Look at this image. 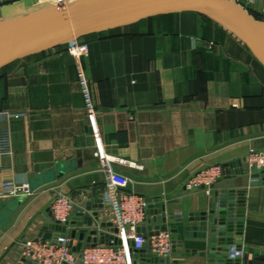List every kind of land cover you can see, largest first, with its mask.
<instances>
[{
  "label": "crops",
  "instance_id": "1",
  "mask_svg": "<svg viewBox=\"0 0 264 264\" xmlns=\"http://www.w3.org/2000/svg\"><path fill=\"white\" fill-rule=\"evenodd\" d=\"M20 1L0 0V20L6 7L17 14L41 3ZM240 2L259 12L263 0ZM85 41V56L63 45L0 70V130L8 131L11 149L0 155V189L6 179L30 187L28 194L0 199V264L22 262L24 242L41 238L61 196L75 208L98 193L106 205L94 211L112 222L81 73L105 151L131 179L124 191L175 213L214 208L218 189L246 193L243 231L235 235L240 263L264 264V184H251L247 164L251 151L264 150V66L237 37L195 13L146 19ZM227 163L245 174L232 180L223 174L210 193L187 188L199 171ZM152 219L147 215L142 225ZM178 239L184 245L172 247L169 264H207L200 252L208 241L184 239L182 227Z\"/></svg>",
  "mask_w": 264,
  "mask_h": 264
},
{
  "label": "water",
  "instance_id": "2",
  "mask_svg": "<svg viewBox=\"0 0 264 264\" xmlns=\"http://www.w3.org/2000/svg\"><path fill=\"white\" fill-rule=\"evenodd\" d=\"M10 8L1 10L0 70L16 61L71 44L89 35L180 13H195L213 20L246 45L264 66V21L257 19L236 0H70L61 5L30 8L25 15L18 16H14ZM223 168L224 179L232 180L245 174L242 166L236 172L231 171L229 163L224 164ZM63 173L60 171L59 175ZM250 175L252 185L264 184V169ZM214 195V208L208 211L175 213L168 212L163 202L152 204L147 214L157 224L153 225L150 221V226L141 225L137 232L146 240L151 235L170 232L175 251L184 245L183 240L178 239L182 227L184 239L208 241L209 247L200 252L201 256L207 257V264H241V256L232 257V254L242 249L241 239L235 235L240 236L243 231L246 193L229 186L216 190ZM105 205L97 193L95 201L76 206L65 223L51 213L49 216L52 221L44 223L39 237L54 242L69 237L76 264L81 262L85 245L94 247L106 244L121 248L123 241L118 236V228L113 222L102 221L100 212L94 211L103 210ZM169 223L181 225L169 228ZM70 225L80 228L68 233ZM104 228L107 231H103ZM77 238L79 242L75 245L74 240ZM131 244L134 245L133 241ZM186 252L194 255L198 253L190 249ZM131 256L135 259L134 264H169L168 258L154 255L148 241L140 250L132 248ZM20 264L39 263L23 258Z\"/></svg>",
  "mask_w": 264,
  "mask_h": 264
},
{
  "label": "built area",
  "instance_id": "3",
  "mask_svg": "<svg viewBox=\"0 0 264 264\" xmlns=\"http://www.w3.org/2000/svg\"><path fill=\"white\" fill-rule=\"evenodd\" d=\"M236 1L240 2V0ZM248 2L252 4L255 0H248ZM260 12L264 17V0ZM68 50L75 56L81 57L89 53V45L85 40L79 39L68 44ZM81 85L96 139V155L102 161L103 171L106 176L107 198L110 204L112 222L118 228V236L122 239L123 244L121 248L106 244L85 247L82 251L80 264H133L131 249H142L146 241L149 242L150 248L155 255L166 258L172 252L171 233L160 232L149 236L148 240L143 235L138 234L137 228L146 220L150 203L140 195L124 191L129 186L131 179L115 168L114 160L105 151L104 142L97 125L89 84L83 73H81ZM10 152L9 133L6 130H0V155L9 154ZM247 164L250 171L263 170L264 150L251 151L247 157ZM3 168L0 163V176ZM223 174V166H211L199 171L188 182L187 188L192 190L203 187L210 193ZM29 192V185H18L14 180L6 179L1 184L0 199L18 197ZM73 209L74 206L71 201L67 197L61 196L53 205L54 217L65 223L70 218ZM132 241L134 243L133 246L131 244ZM69 242L68 238H60L59 242L43 238L29 239L23 244V258L39 264H76V256L69 246ZM242 253V249H237L232 254V257L236 255L242 256Z\"/></svg>",
  "mask_w": 264,
  "mask_h": 264
},
{
  "label": "bare ground",
  "instance_id": "4",
  "mask_svg": "<svg viewBox=\"0 0 264 264\" xmlns=\"http://www.w3.org/2000/svg\"><path fill=\"white\" fill-rule=\"evenodd\" d=\"M41 3H43L42 5L38 6V7H35L34 9H39L43 6H50V5H61V4H64V3H67L68 1L70 0H40ZM49 1V2H47ZM11 11L10 12H17V8L14 6L12 9H10ZM29 11V10H28ZM28 11H23V12H20V13H17L15 14L16 16L18 15H25ZM12 14V13H11ZM10 15V14H9ZM14 15V16H15ZM12 17V16H11ZM224 28V27H223ZM227 30V29H226ZM228 31V30H227ZM230 32V31H229ZM231 33V32H230ZM232 34V33H231Z\"/></svg>",
  "mask_w": 264,
  "mask_h": 264
},
{
  "label": "rangeland",
  "instance_id": "5",
  "mask_svg": "<svg viewBox=\"0 0 264 264\" xmlns=\"http://www.w3.org/2000/svg\"><path fill=\"white\" fill-rule=\"evenodd\" d=\"M29 1V3H33V2H35L36 0H21L20 1V3L19 4H24V3H26V2H28ZM47 2H49V1H47ZM39 4H42V3H35V5H33L32 7H30V8H34V7H36V6H38ZM14 7V6H13ZM13 7H11L10 9H12ZM29 8V9H30ZM247 8V7H246ZM248 9V8H247ZM249 10H251V9H249ZM23 11V10H22ZM21 12V11H20ZM251 13L257 18V19H259V20H263L264 21V17L262 16V14H261V12L259 11V12H256V11H252L251 10ZM15 14V13H14ZM13 15V14H12ZM9 16H11V15H9ZM255 172V171H254Z\"/></svg>",
  "mask_w": 264,
  "mask_h": 264
},
{
  "label": "trees",
  "instance_id": "6",
  "mask_svg": "<svg viewBox=\"0 0 264 264\" xmlns=\"http://www.w3.org/2000/svg\"><path fill=\"white\" fill-rule=\"evenodd\" d=\"M107 33H108V32H104V33H100V34L102 35V34H107ZM95 35H97V34H93V35L86 36V37L82 38V40H85V39H87V38L93 37V36H95Z\"/></svg>",
  "mask_w": 264,
  "mask_h": 264
}]
</instances>
